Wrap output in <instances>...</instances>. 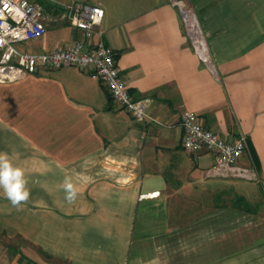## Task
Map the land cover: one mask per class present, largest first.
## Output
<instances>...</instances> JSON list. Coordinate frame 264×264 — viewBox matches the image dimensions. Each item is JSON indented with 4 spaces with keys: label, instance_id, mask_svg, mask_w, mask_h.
<instances>
[{
    "label": "crops",
    "instance_id": "crops-1",
    "mask_svg": "<svg viewBox=\"0 0 264 264\" xmlns=\"http://www.w3.org/2000/svg\"><path fill=\"white\" fill-rule=\"evenodd\" d=\"M113 1L93 0L104 17L88 38L52 21L17 48L103 43L131 98L149 99L158 122L135 121L88 70L40 68L0 83V152L25 170L31 192L16 208L0 190V235L27 244L0 245V264H56L42 255L62 264H264V0H186L213 71L168 0ZM183 109L226 141L244 134L239 164L256 177L221 176L210 153L184 149ZM234 197L256 211L235 208Z\"/></svg>",
    "mask_w": 264,
    "mask_h": 264
},
{
    "label": "built area",
    "instance_id": "built-area-1",
    "mask_svg": "<svg viewBox=\"0 0 264 264\" xmlns=\"http://www.w3.org/2000/svg\"><path fill=\"white\" fill-rule=\"evenodd\" d=\"M49 8L38 0H0V83H12L27 75L36 74L40 68L56 69L75 67L88 70L106 87L111 99L127 110L133 119L144 125L158 122L148 115L149 99L133 100L126 82L120 75L116 57L110 47L99 43L88 48L81 41L68 47H56L44 52H26L18 43L42 37L52 21H61L80 29L88 38L98 30L104 9L96 3L79 0L50 1ZM177 9L187 38L194 53L211 71L210 56L200 25L186 0H168ZM181 144L193 152L210 153L213 172L225 177L255 178L253 170L239 164L247 148V139L239 134L226 141L217 133L205 128L196 113L183 109L180 114ZM156 192L139 195V198L156 196Z\"/></svg>",
    "mask_w": 264,
    "mask_h": 264
},
{
    "label": "clouds",
    "instance_id": "clouds-1",
    "mask_svg": "<svg viewBox=\"0 0 264 264\" xmlns=\"http://www.w3.org/2000/svg\"><path fill=\"white\" fill-rule=\"evenodd\" d=\"M62 188L66 193V201L73 203L77 197V190L70 177H65ZM0 190L16 208L27 203L31 195L25 170L15 165L6 152H0Z\"/></svg>",
    "mask_w": 264,
    "mask_h": 264
},
{
    "label": "rangeland",
    "instance_id": "rangeland-1",
    "mask_svg": "<svg viewBox=\"0 0 264 264\" xmlns=\"http://www.w3.org/2000/svg\"><path fill=\"white\" fill-rule=\"evenodd\" d=\"M38 1L44 6L52 5V6L56 7L54 5V3L50 2V1H69V0H38ZM79 1L88 2V3H96V2H93V0H79ZM110 3H111V6H115V5L119 4L120 2L110 0ZM191 9H192V7H191ZM192 11H193V9H192ZM193 13H194V11H193ZM194 15H195V13H194ZM196 20L198 21L197 16H196ZM16 46L19 47L20 45L17 44ZM207 51H208V48H207ZM0 245H2L4 248H15V249H20L22 246H27V244L23 243L20 239H16V238L7 239L4 235H0ZM42 257L44 258L45 262L48 261V262H52V263H56V264H62V263H59V262L52 260L47 255L46 256L42 255Z\"/></svg>",
    "mask_w": 264,
    "mask_h": 264
},
{
    "label": "trees",
    "instance_id": "trees-1",
    "mask_svg": "<svg viewBox=\"0 0 264 264\" xmlns=\"http://www.w3.org/2000/svg\"><path fill=\"white\" fill-rule=\"evenodd\" d=\"M46 8H49V6H46ZM232 206L242 211H247V212H252V213L256 211V205L251 204L250 202H248L242 197H234L232 199ZM47 256L49 257V255Z\"/></svg>",
    "mask_w": 264,
    "mask_h": 264
}]
</instances>
